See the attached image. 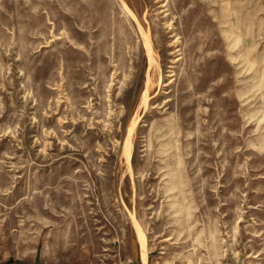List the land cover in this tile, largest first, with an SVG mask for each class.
Returning <instances> with one entry per match:
<instances>
[{
	"label": "rangeland",
	"instance_id": "1",
	"mask_svg": "<svg viewBox=\"0 0 264 264\" xmlns=\"http://www.w3.org/2000/svg\"><path fill=\"white\" fill-rule=\"evenodd\" d=\"M29 259L264 264V0H0V263Z\"/></svg>",
	"mask_w": 264,
	"mask_h": 264
},
{
	"label": "bare ground",
	"instance_id": "2",
	"mask_svg": "<svg viewBox=\"0 0 264 264\" xmlns=\"http://www.w3.org/2000/svg\"><path fill=\"white\" fill-rule=\"evenodd\" d=\"M123 4V6H124V8H125V10L128 12V14L132 17V19L134 18L135 19V16H134V14H133V12L131 11V9L128 7V6H126V4L123 2L122 3ZM145 36H147V35H145ZM148 36L146 37V43L148 44ZM149 46H150V44H149ZM130 137V136H129ZM130 140V139H129ZM127 148V147H126ZM126 151H127V149H126ZM143 249H145V248H143ZM145 259H146V255H145Z\"/></svg>",
	"mask_w": 264,
	"mask_h": 264
},
{
	"label": "crops",
	"instance_id": "3",
	"mask_svg": "<svg viewBox=\"0 0 264 264\" xmlns=\"http://www.w3.org/2000/svg\"><path fill=\"white\" fill-rule=\"evenodd\" d=\"M28 262L24 263V264H35L33 259H29L27 260ZM0 264H23V263H17V262H13V263H0Z\"/></svg>",
	"mask_w": 264,
	"mask_h": 264
}]
</instances>
